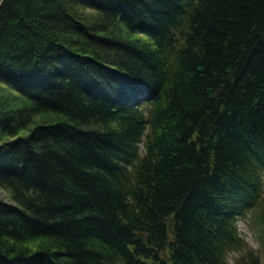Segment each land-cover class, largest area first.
Here are the masks:
<instances>
[{
  "label": "trees",
  "instance_id": "trees-1",
  "mask_svg": "<svg viewBox=\"0 0 264 264\" xmlns=\"http://www.w3.org/2000/svg\"><path fill=\"white\" fill-rule=\"evenodd\" d=\"M0 81V264H264V0H0Z\"/></svg>",
  "mask_w": 264,
  "mask_h": 264
},
{
  "label": "rangeland",
  "instance_id": "rangeland-1",
  "mask_svg": "<svg viewBox=\"0 0 264 264\" xmlns=\"http://www.w3.org/2000/svg\"><path fill=\"white\" fill-rule=\"evenodd\" d=\"M88 8V7H87ZM15 91L4 84L2 81H0V95H6L7 97L14 96ZM15 97V96H14ZM20 99L16 98V101ZM18 102V101H17ZM19 103V102H18ZM42 114L40 113H34L32 115V120L38 121L41 120L40 117ZM264 180V178H263ZM263 191H264V181H263ZM0 198L5 199V200H11L8 196L7 189L0 185ZM235 223L236 227L238 229L239 234L243 237L245 242L255 248H258V242H257V236H256V231L254 227L250 224V219H249V213L246 211L242 214H239L235 217ZM243 245L240 246H233L229 247L226 250V264H232L234 257L237 255V253L242 250Z\"/></svg>",
  "mask_w": 264,
  "mask_h": 264
}]
</instances>
